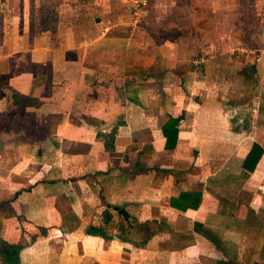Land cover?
<instances>
[{
	"label": "crops",
	"instance_id": "0c3cea01",
	"mask_svg": "<svg viewBox=\"0 0 264 264\" xmlns=\"http://www.w3.org/2000/svg\"><path fill=\"white\" fill-rule=\"evenodd\" d=\"M147 2L135 25L127 0H0L20 264H264V0ZM15 91L39 105L10 118Z\"/></svg>",
	"mask_w": 264,
	"mask_h": 264
},
{
	"label": "trees",
	"instance_id": "16d2710c",
	"mask_svg": "<svg viewBox=\"0 0 264 264\" xmlns=\"http://www.w3.org/2000/svg\"><path fill=\"white\" fill-rule=\"evenodd\" d=\"M8 83H9V77L7 75L0 77V99L6 96L4 87ZM129 93L131 94L130 91ZM12 102L14 107L12 108V111L9 113L10 118H13L17 112H20L25 108H28L29 106L39 105L40 100L38 98L25 95L19 91H15L12 94ZM179 123H180V117H170L163 127L164 135L167 138L166 147L168 149L174 148L177 143ZM262 153H263V149L261 150L260 146L255 144L253 146V149L249 153V158H253L254 161H257L262 155ZM254 166L252 168H254ZM114 208L118 210L119 213L123 215V217L127 221L131 223L133 222L131 215L123 207L114 206ZM99 232H101V230ZM22 247H23V243L8 244L6 242H2V244L0 245V255L4 258L6 264H20L19 252Z\"/></svg>",
	"mask_w": 264,
	"mask_h": 264
},
{
	"label": "built area",
	"instance_id": "2783aa9c",
	"mask_svg": "<svg viewBox=\"0 0 264 264\" xmlns=\"http://www.w3.org/2000/svg\"><path fill=\"white\" fill-rule=\"evenodd\" d=\"M129 2L128 11L131 15V21L133 24L138 25L139 23L145 22L147 18V0H127Z\"/></svg>",
	"mask_w": 264,
	"mask_h": 264
},
{
	"label": "rangeland",
	"instance_id": "374dc122",
	"mask_svg": "<svg viewBox=\"0 0 264 264\" xmlns=\"http://www.w3.org/2000/svg\"><path fill=\"white\" fill-rule=\"evenodd\" d=\"M249 10H250V12H251V13H253V12H254V11H253V7H250V9H249ZM254 13H255V12H254ZM153 71H154V72H157V71H159V70H158V69H155V70H153Z\"/></svg>",
	"mask_w": 264,
	"mask_h": 264
}]
</instances>
